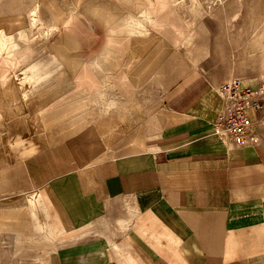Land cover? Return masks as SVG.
Segmentation results:
<instances>
[{"label":"crops","instance_id":"0c3cea01","mask_svg":"<svg viewBox=\"0 0 264 264\" xmlns=\"http://www.w3.org/2000/svg\"><path fill=\"white\" fill-rule=\"evenodd\" d=\"M144 1L70 0L76 7L63 17L47 0L50 24L36 6L33 17H0V101L9 102L0 117L18 103L6 114L22 120L10 134L35 144L0 168V197L47 205L36 219L28 205L13 209L10 244L30 243L8 261L264 264V109L245 111L262 136L256 145L238 146L215 130L218 87L248 68L249 0H224L223 15L205 16L191 0H163L167 7L153 16L158 7ZM79 16L100 22V31ZM193 17H225V29ZM233 17H241L240 31L227 29ZM39 23L49 54L33 60L30 30Z\"/></svg>","mask_w":264,"mask_h":264},{"label":"rangeland","instance_id":"374dc122","mask_svg":"<svg viewBox=\"0 0 264 264\" xmlns=\"http://www.w3.org/2000/svg\"><path fill=\"white\" fill-rule=\"evenodd\" d=\"M54 4H56L57 11L60 12L63 17L69 16L72 14V12L75 9V5H72L70 0H53ZM84 1V0H83ZM90 1H95V0H90ZM147 6V2L142 0ZM213 1V0H211ZM218 4L214 5L212 4L209 0H191V6L196 5V8L200 10V14L205 16L209 15L213 11H218L219 13H224V0H217ZM74 2V1H73ZM80 3L81 0H76L73 4L75 3ZM11 4V5H10ZM47 0L44 2H39L38 0H0V17H16L15 15L19 14H25V17H28V12L32 11V9L36 6L37 7V17L42 18V21L44 24H50V16L48 12L46 11L47 8ZM167 2H164L163 0H152L151 5L152 7H158L157 11H153V16H157L158 14H161L159 7L163 8L162 11L165 10L167 7ZM187 8V7H186ZM246 9V6H243V9ZM248 9V14L250 17L247 18H242L243 19V24L248 25V47H249V53H248V68L246 69V66L244 67L243 64V69L240 71V79H243V81L249 85L250 83H264V17H256V14L262 13L264 14V0L258 1V0H249V5L247 6ZM78 12L83 14V8L79 7ZM166 12V11H165ZM233 13H240L241 12V5L238 4V6L233 7ZM167 14H169L167 12ZM190 15H192L190 13ZM81 16V15H80ZM79 16V17H80ZM31 17V16H30ZM192 18V17H191ZM196 20H201L202 24H205L207 27L212 26L213 24L217 25H222L224 26L225 29V22L224 19L225 17H193V19ZM241 17H233L235 21L233 23H226V27H230V24H232L233 28L235 29L238 27V31H240V25L242 22ZM81 21L88 27L94 30H99L100 31V22L97 20H93L89 18L88 16L86 17H80ZM216 21V22H215ZM223 30V28H221ZM46 28H44V25H41L40 23L36 27H32L30 30V34L33 35L35 38L34 44L32 45L33 49V57L31 59L35 58H40L47 56L49 54L47 49H44V42L46 41L44 38V33ZM57 29H55L48 39H52L57 35ZM100 33V32H99ZM100 35V34H99ZM100 41V39H97ZM240 40V39H238ZM80 51V50H79ZM235 56V55H234ZM240 56V55H238ZM240 65V64H239ZM22 72V73H20ZM24 77V72L19 71V77L20 79L18 82H20V86L24 85L25 82L23 80ZM235 77V76H234ZM17 81H15L16 83ZM24 82V83H23ZM30 83L26 82V89H31ZM3 103L9 104L7 100H1L0 104ZM17 104H12L11 107H8L2 111L4 114L3 117H0V137L2 136H8V138H11V130L15 129V127H19L20 122L22 121L17 120L15 118L7 117L11 113V116L13 115L12 111L17 109ZM27 105V102L24 103ZM7 114V115H6ZM14 120V121H13ZM30 119L25 118V121H29ZM24 121V120H23ZM9 122V123H8ZM14 122V123H13ZM26 122V123H27ZM3 123V124H2ZM6 125V126H5ZM14 125V126H13ZM4 142L1 141L0 139V168H2L5 164H8L15 159H19L21 157L17 156V150L12 149L11 152H6L5 150L2 149V146ZM3 151V152H1ZM8 154V155H7ZM8 157V158H7ZM11 158V159H10ZM20 197V198H18ZM33 199L29 202L30 198H28L27 204H25V199L21 198V196H2L0 197V222L3 223L0 226V264H22V263H17L14 261H8V258H14L17 257V247L14 244H10V242H16L15 235H13L16 231V226L11 224V217H15L16 213L14 212L15 207L17 205L24 206L28 205V208L30 209V217L32 219L37 218V214L41 213V211L45 212V209L42 206L40 207L38 204L32 205L31 202L33 200H38ZM25 200V201H24ZM39 201V200H38ZM35 206V213L33 211V207ZM39 207V208H38ZM10 211H13V213L9 214ZM33 213V214H32ZM8 216L10 218L8 219ZM23 216V215H22ZM47 216V214H46ZM35 217V218H34ZM23 218V217H22ZM4 225L6 227H4ZM35 232H37L35 230ZM44 249L40 248L41 253H45L43 251Z\"/></svg>","mask_w":264,"mask_h":264},{"label":"built area","instance_id":"2783aa9c","mask_svg":"<svg viewBox=\"0 0 264 264\" xmlns=\"http://www.w3.org/2000/svg\"><path fill=\"white\" fill-rule=\"evenodd\" d=\"M223 109L215 123L216 133L230 138L236 145H256L262 140L257 133V123H251L245 111L264 109V84L253 88L243 79L234 77L224 81L217 89Z\"/></svg>","mask_w":264,"mask_h":264},{"label":"bare ground","instance_id":"6f19581e","mask_svg":"<svg viewBox=\"0 0 264 264\" xmlns=\"http://www.w3.org/2000/svg\"><path fill=\"white\" fill-rule=\"evenodd\" d=\"M38 1H42V0H38ZM74 2L76 1V0H73ZM11 5V4H10ZM111 6V5H110ZM38 7V6H37ZM52 7V6H51ZM98 7H99V5H98ZM93 8V7H92ZM108 8H109V6H108ZM98 9V8H97ZM96 10V9H95ZM112 10H116L117 11V9H112ZM35 9H33L32 11H31V14H32V17L34 16V14H35ZM37 12V11H36ZM111 12V11H110ZM118 12V11H117ZM29 13V12H28ZM113 14V13H112ZM115 14H116V12H115ZM125 14V13H124ZM108 15V14H107ZM114 15V14H113ZM31 16V15H30ZM111 16V15H110ZM30 22V21H29ZM34 22V21H33ZM131 23V22H130ZM14 24V23H13ZM17 24V23H16ZM19 24V23H18ZM134 27V26H133ZM141 30V29H140ZM23 31V30H22ZM148 32V31H147ZM4 34V33H3ZM14 35V34H13ZM4 36V35H3ZM7 37H9V36H7ZM15 37V36H14ZM5 38V37H4ZM7 39V38H6ZM1 40V39H0ZM63 40V39H62ZM11 42V41H10ZM50 42H52V41H50ZM4 44V43H3ZM14 44V43H13ZM3 47V46H2ZM48 47V46H47ZM10 48V47H9ZM3 49V48H2ZM51 50V49H50ZM54 50V49H53ZM52 52V51H51ZM76 53V52H75ZM5 54V53H4ZM16 55V54H15ZM74 55V54H73ZM6 56V55H5ZM51 57L53 58V56L51 55ZM18 58V57H17ZM50 58V57H49ZM54 59V58H53ZM12 59L10 58V60L9 61H11ZM14 61V60H13ZM40 61V60H39ZM50 61V60H49ZM75 61V60H74ZM1 62V61H0ZM41 62V61H40ZM52 62V61H51ZM9 63H11V62H9ZM15 63H16V60H15ZM41 63H43V61L41 62ZM48 63V62H47ZM54 63V62H53ZM52 63V64H53ZM6 64H7V62H6ZM35 64H37V63H35ZM49 64H50V62L48 63V66H49ZM51 64V65H52ZM66 64V63H65ZM10 65V64H9ZM44 65V64H43ZM56 65H58V64H55V66ZM13 66H14V64H13ZM38 66V65H37ZM53 66V65H52ZM54 66V67H55ZM68 66V65H67ZM1 67V66H0ZM34 67V66H33ZM54 67H52V68H54ZM14 68V67H13ZM29 68V67H28ZM32 68V67H31ZM43 68V67H42ZM45 69V68H44ZM49 69H50V67H49ZM2 70V69H1ZM51 70V69H50ZM24 72H25V70H24ZM0 74H2V72L0 73ZM7 74V73H6ZM5 74V75H6ZM41 74V73H40ZM3 75V74H2ZM43 75V74H42ZM7 77V76H6ZM5 77V78H6ZM39 78V77H38ZM70 78H72V77H70ZM1 79V78H0ZM36 79V78H35ZM31 81V80H30ZM29 81V82H30ZM40 86V85H39ZM107 86V85H106ZM6 88V87H5ZM34 89V88H33ZM3 92V91H2ZM8 94V93H7ZM27 94V93H26ZM25 94V95H26ZM113 105V104H112ZM110 106V105H109ZM112 107V106H111ZM14 121V120H13ZM9 123V122H8ZM14 123V122H13ZM3 124V123H2ZM6 126V125H5ZM14 126V125H13ZM12 135V134H11ZM25 138V137H24ZM24 138L22 137V135L21 134H18V133H15V134H13L12 136H11V138H8V136L6 137V136H2V138L0 137V139H1V141H3L4 142V144L3 145H1L2 146V149L3 150H5L6 152H11L12 153V147H18V149H17V156L18 157H24V156H26V155H29V154H31L33 151H34V149H35V144L34 143H29L30 141H28V142H23V141H25L24 140ZM27 139V138H26ZM1 152H3V151H1ZM8 155V154H7ZM8 158V157H7ZM11 159V158H10ZM29 195V194H28ZM36 204H38L40 207H41V205H42V207H44V209L45 210H47V205H46V203H43V200H37V202H36V200H33L32 202H31V206L32 205H36ZM39 208V207H38ZM42 209V208H41ZM45 213V212H44ZM33 214V213H32ZM35 218V217H34ZM3 223H1L0 222V226L2 225ZM3 226V225H2ZM4 227H6L5 225H4ZM36 233L37 234H42V237H44V238H47L48 237V230L45 228V227H43L42 225H36ZM30 235V234H29ZM25 239V238H24ZM27 240V239H26ZM36 242V241H35ZM30 242H26L25 244V246L24 247H17V249H16V251L17 250H20V249H24V251L25 252H27V249L29 248L27 245L29 244ZM31 243H32V241H31ZM42 249H47L48 248V246H46V248H45V246L44 247H41ZM19 252V251H18ZM34 252V251H33ZM26 255V254H25Z\"/></svg>","mask_w":264,"mask_h":264}]
</instances>
